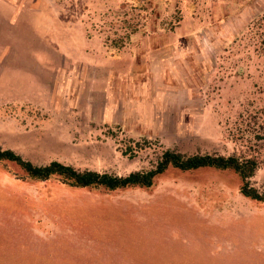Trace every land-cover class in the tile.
I'll list each match as a JSON object with an SVG mask.
<instances>
[{"label":"rangeland","instance_id":"374dc122","mask_svg":"<svg viewBox=\"0 0 264 264\" xmlns=\"http://www.w3.org/2000/svg\"><path fill=\"white\" fill-rule=\"evenodd\" d=\"M0 149L118 177L167 150L253 159L264 193V0H0ZM22 175L0 164V264H264V203L234 172Z\"/></svg>","mask_w":264,"mask_h":264},{"label":"trees","instance_id":"16d2710c","mask_svg":"<svg viewBox=\"0 0 264 264\" xmlns=\"http://www.w3.org/2000/svg\"><path fill=\"white\" fill-rule=\"evenodd\" d=\"M7 163H12L23 171V175L17 177L20 180L33 183L56 181L66 188L93 191L101 189L116 191L130 187L151 188L155 178L169 168L185 172L199 169L231 171L241 179L240 193L244 197L264 203V193H259L256 189L249 187L248 179L253 176L257 168V162L253 159L243 161L236 157L215 155L184 156L167 150L162 153L155 169L131 173L125 177L111 176L95 171H78L56 161L44 166H35L11 150L0 149V164Z\"/></svg>","mask_w":264,"mask_h":264},{"label":"crops","instance_id":"0c3cea01","mask_svg":"<svg viewBox=\"0 0 264 264\" xmlns=\"http://www.w3.org/2000/svg\"><path fill=\"white\" fill-rule=\"evenodd\" d=\"M127 90H129V88H127Z\"/></svg>","mask_w":264,"mask_h":264}]
</instances>
